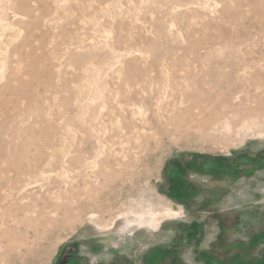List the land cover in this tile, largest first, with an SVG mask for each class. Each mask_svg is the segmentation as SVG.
<instances>
[{
	"label": "rangeland",
	"instance_id": "rangeland-1",
	"mask_svg": "<svg viewBox=\"0 0 264 264\" xmlns=\"http://www.w3.org/2000/svg\"><path fill=\"white\" fill-rule=\"evenodd\" d=\"M242 149L264 0H0V264H148L180 170Z\"/></svg>",
	"mask_w": 264,
	"mask_h": 264
},
{
	"label": "crops",
	"instance_id": "crops-1",
	"mask_svg": "<svg viewBox=\"0 0 264 264\" xmlns=\"http://www.w3.org/2000/svg\"><path fill=\"white\" fill-rule=\"evenodd\" d=\"M188 164L190 173L182 168L172 182L183 212L176 239L152 246L145 261L264 264V150L242 149L224 159H192ZM163 224L156 233L170 229Z\"/></svg>",
	"mask_w": 264,
	"mask_h": 264
},
{
	"label": "bare ground",
	"instance_id": "bare-ground-1",
	"mask_svg": "<svg viewBox=\"0 0 264 264\" xmlns=\"http://www.w3.org/2000/svg\"><path fill=\"white\" fill-rule=\"evenodd\" d=\"M15 239V238H14Z\"/></svg>",
	"mask_w": 264,
	"mask_h": 264
}]
</instances>
